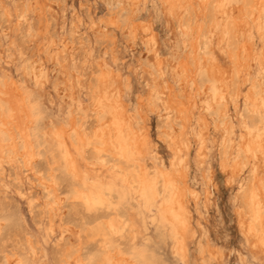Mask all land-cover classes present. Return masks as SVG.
<instances>
[{
	"label": "bare ground",
	"instance_id": "bare-ground-1",
	"mask_svg": "<svg viewBox=\"0 0 264 264\" xmlns=\"http://www.w3.org/2000/svg\"><path fill=\"white\" fill-rule=\"evenodd\" d=\"M21 1L20 3H22ZM54 1L56 0H33V8L37 14L36 18L38 16L36 36L40 37V40L42 39L38 43L35 42L38 45L37 47L39 51L41 48H50L49 46L53 43V37L50 32V16ZM141 1L144 3L147 2V0H128V2L126 0L129 14L123 29H125L129 42L135 43L139 35H141L145 45L144 48H147L149 51H153L154 49L152 48L151 43L156 37V32L154 30L152 21H135L136 11L140 6ZM158 1L167 21L171 24L177 22L182 35V51H175L172 57L174 58V62L172 64V75L173 79L176 81V84L165 82V74L162 66L163 62L161 61L162 59L156 63L151 62V59V65L149 66L150 69L148 73H150L151 76H156V79L158 78V80L155 81L151 89L147 90L144 95H139L137 99L138 116H134L129 113L128 104L124 102V89L122 88L120 78L121 76L114 71L115 69L113 70L111 67H109L108 64H102L100 66L97 64L99 67V72H95L96 82L95 84L93 83V85L91 84L90 94L93 105L100 109V112L98 111L100 113L97 118L98 122H96L99 125L92 134H87L81 130V121L84 117V114L87 113L86 106L78 105L77 109L75 107L73 109L71 108L72 110L76 109V112L71 116L67 125H64L61 122L54 123L52 121L49 125H47L45 122L47 118V110L39 98L42 96V94L38 97L36 92L31 88L33 84L30 87L28 83H26V80L17 79L13 77V75L11 76L2 72L0 75V171L5 168V164H9L15 167L17 172H19L21 169H26L28 172L35 173L36 162L40 157H42L41 155L43 149L46 146H50L52 149H54L52 152L50 151L53 159V166H50L51 171L49 173L50 181H47L48 179L46 180L42 175L37 173L35 174L43 184L47 185V189L45 190L47 192V198L53 201V204L50 205L51 208L60 205V201L62 200L59 197V183L54 173V166H62L66 168V170L73 176L76 182L82 178V189L76 188L77 193L84 200L83 202L87 204L88 210L97 209L98 207L112 210V212L107 215L106 218H100L96 223H94V226L91 225L92 227L90 226V228L87 230L88 234L87 232L85 233L90 239H93V241L95 238L101 239L102 252L100 256V262L104 264H146L141 259L144 254L140 248L127 244L128 247H126V249H129L124 251L121 249V247L116 245L117 236L120 235L128 239L130 238L131 232L129 231V224L131 220L130 217L128 218L127 214H125V212H123L121 209V201L123 200L124 195L118 196L117 194L113 195V193L111 195V192L106 187L107 185H105L107 183L105 182L107 178L112 180L121 178L129 191L133 192L134 190L135 193H138L148 202H150V200L152 201L151 198L156 196L157 187L152 188V184L158 183L157 171L154 170L151 172V169L148 170L149 167L146 168V165L143 166V164L140 163L139 158H141V154L149 151L152 146V138L150 139L148 132L149 114L155 109L158 111L160 107H163L169 112L167 118V127L165 130H163V133L169 144L168 147L171 149L172 157L170 158V161L168 160V165L162 168V170L160 169L161 171L159 172L162 177V182L164 183L163 186L165 188V196L161 204L159 203V211H161V216L164 220V223H167V226L169 224L171 227L170 231L175 236L174 238H176L173 246L174 251L182 258H184L186 255V233L189 229L187 219L190 218V216L188 218L187 215H189L191 211V205H197L198 199L201 196V192L198 191L196 187H193L189 182L190 172H188V168L186 166L187 160L183 158V154L186 152L188 153L192 146L191 142H193L191 140L193 139L196 142H200L197 156L203 157L204 153L206 152L205 150L207 145L205 142L207 136L210 134L211 129H213L215 137L219 140V163L222 168L221 170L224 171L228 176H226L227 178L225 179L227 180L229 178L230 182V179L242 177L246 174L240 187L242 201L239 208L240 210L238 211V220L240 221V226H243L246 231L245 236L247 235L250 239H252L250 242L253 241V245L259 246L264 250V0ZM61 3L63 4V2ZM113 5L114 4H112V6ZM81 14L80 16H82L84 13L82 15ZM120 18L115 17L114 19L113 24L117 28L123 25ZM75 22L77 23L78 21ZM105 25L106 24H104V26ZM115 26L111 27L115 28ZM72 29L70 31H72ZM115 29H113V31ZM254 32H256L262 39V45L260 46V49L255 45ZM33 34L35 33L33 32ZM108 36L109 35L104 32V39H106L105 37ZM116 38H118L117 34ZM46 51L48 52V50ZM220 52L223 54V60L220 57ZM62 54H64V52ZM104 60L102 61L104 62ZM98 61L96 62L99 63ZM256 61L259 62L261 68V72L258 76L254 75ZM40 66L36 59H32L30 66L25 73H28L27 75H30L38 80L42 73ZM146 67L148 66L145 65V68ZM151 67L155 69V73L152 71ZM74 68H76V66ZM95 70L96 69H94V71ZM65 76L66 75H64V77ZM67 77L68 76H66V78ZM77 80L78 79H75V77L65 80L64 83L66 84L65 87L68 94H72L75 91L74 89L78 86ZM76 93H74V95ZM242 101L245 105V109L251 112L253 117L251 123H244L239 140L236 142L234 141L236 140L235 135L237 130L235 124L236 119H234L233 113L238 111L239 105L242 103ZM76 102L77 101H75V104ZM82 102H79V104ZM242 106L243 105H241L240 108ZM65 114L67 113L65 112ZM210 114H212V116ZM235 115L238 116V113H235ZM238 117L240 118V116ZM138 118H140L143 122V125L139 130L135 126V121H137ZM177 121L179 123H176ZM240 122L241 121H239V123ZM90 146H92V148H94V150H96L97 154L100 156L103 154H110L111 156L118 157L119 159L123 160L126 165L116 167L115 165L110 164V166H108L105 161H102L103 157L100 163H97L99 161L95 162L96 160L93 161L88 159L86 157V150ZM152 149L155 150L154 147H152ZM25 175H27V173ZM200 178L203 179V176ZM35 182L38 184L39 181ZM27 184L30 185V182ZM207 184V191L204 195V200L209 202L212 199L213 193L211 190V182ZM31 189L33 188L31 187ZM129 204L127 206H129ZM156 207L158 208V206ZM156 214H158V211ZM191 223H193V221ZM2 228L3 220H0V231H2ZM78 241L80 242L81 239ZM18 242L22 241H19L18 239ZM77 246L67 247V249L64 250L62 257L66 264H84V262L89 258H85L82 253L83 248ZM125 246L126 245L124 244V247ZM96 252L98 251L96 250ZM7 255L10 254H6V259L8 264H11L14 259L12 258V260L11 257ZM150 258L149 262L152 261Z\"/></svg>",
	"mask_w": 264,
	"mask_h": 264
},
{
	"label": "rangeland",
	"instance_id": "rangeland-1",
	"mask_svg": "<svg viewBox=\"0 0 264 264\" xmlns=\"http://www.w3.org/2000/svg\"><path fill=\"white\" fill-rule=\"evenodd\" d=\"M15 1L0 0V75L2 72H4L11 76L13 75V77L17 79L26 80V83H28L30 87L33 84L31 88L36 92L37 96L39 97L42 94V96H40L39 98L47 110L46 120H48H45L47 125H49L51 121L54 123L61 122L64 125H67L71 116L76 112L77 106L84 105L87 108V113L84 114V117L81 121V130H83L87 134L93 133V131L99 125L96 122H98L97 118L100 114V109L93 105L90 94V86L91 84L93 85V83L95 84V75L99 72L98 66L102 64H108L109 67H111L113 70L115 69L114 71L121 76L120 78L122 88L124 89V102L128 104L129 113L134 116H138L137 99L139 95H144L147 90L151 89L155 81L158 80V78L156 79V76H151L150 73H148L150 69L149 66L151 65V59V62L153 63H156L157 61L162 59L161 61L163 62L162 66L165 74V82L176 84V81L175 79H173L172 75V64L174 62V58L172 57L175 51H182V35L177 22L171 24L167 21L158 0H147L146 3L141 1V7H138L135 15V21H152L154 30L156 32V37L154 39L156 43L153 40L151 43V46L154 49L153 51H149L147 48H144L145 45L143 43L141 35H139L135 43L129 42L127 39V34L125 32V29L123 28L129 14L127 5L128 0L127 2L126 0H65L66 2L64 0L54 1L52 5V13L50 16V32L53 37V43L49 46L50 48H41L40 51L38 50V45L36 43L40 42L42 39L40 40V37L36 36L38 16L36 18L37 14L33 8V0H24V2L23 0ZM20 1L22 3H20ZM61 2L65 4L63 5ZM21 4L23 7L21 6ZM112 4L114 5L112 6ZM17 6L19 9L17 8ZM109 8L111 11L109 10ZM81 12L82 14H84L82 15ZM80 14L82 16H80ZM115 17H122L120 18V20L123 25H121V27L119 28H117L113 24ZM75 21L78 22L76 23ZM104 24L106 25L104 26ZM111 26H115L116 29ZM14 29H16L18 32ZM71 29L72 31H70ZM113 29L115 30L113 31ZM33 32L35 34H33ZM104 32L109 35L108 37H105L106 39H104ZM116 34L118 38H116ZM254 35L255 45L260 49V46L262 45V39L256 32H254ZM213 38L215 39L214 36ZM46 50L50 52L48 53ZM63 52L64 54H62ZM220 53V57L223 60V54L222 52ZM113 58L115 61L113 60ZM32 59H36L39 66L41 64L40 68L42 69V73L38 80L30 75H27L28 73H25L27 72ZM102 60H104V62ZM96 61H98L99 63H97ZM97 64L99 65L97 66ZM144 64L148 67L145 68ZM75 66L76 68H74ZM94 69L96 70L94 71ZM151 69L155 73V69H153L152 67ZM260 72L261 68L259 62L256 61L254 75L258 76ZM64 75L68 76V79L72 77L78 79V86L74 89L75 91L73 90L74 92L72 94H68V92H66V84L64 82L68 79L66 78V76L64 77ZM74 93L76 94L74 95ZM75 101H77V105L75 104ZM70 102L73 104H71ZM79 102L82 103L79 104ZM241 105L243 106L240 108ZM68 106L71 107L69 108ZM74 107L76 109L72 110ZM65 112L67 114H65ZM160 113H164L162 114L164 116H162ZM168 113L169 112L166 111L163 107H160L158 111L155 109L149 114L148 132L150 139L152 138L151 149L152 147H154L155 150L152 149V151L150 149L146 152L147 154H141V158H139V161L141 164H143V166L146 165V168L149 167L148 170L151 169V172L155 170L158 174V183L152 184V188L157 187V194L155 197L151 198L152 201L150 200V202H148L138 193H135L134 190L133 192L129 191L121 178H117L115 180H112L110 178L106 179L105 183L107 184L105 185H107L106 187L111 192V195L112 193L113 195L117 194L118 196L124 195V201H121V209L123 210V212H125V214H127L128 218L130 217L131 220L129 224V231L131 232L130 238L128 239L119 235L116 237V245L121 247V249L124 251H127V249H129H126L128 245H134L137 248H140V250L144 254L141 259L146 264H154V262L155 264H264V250L259 246L253 245V241L250 242V240L252 239H250L247 235L245 236L246 231L243 226H240L241 224L238 220V211L240 210L239 208L242 201V193L240 187L246 174L242 177H238L235 179L232 178L230 179V182L229 178L227 180L225 179L228 176L224 171L221 170L222 168L219 163V140L215 137L213 129L210 130V134L207 136L205 142V144H207L205 150L206 152L204 153L203 157L197 156L200 142H196L193 139L191 140L193 141L191 142V145L193 147L191 146L188 153L186 152L183 154V158L188 162V164L186 162V166L188 168V172H190L189 182L193 187H196V189L201 192V196L198 199L197 205H191V211L189 215H187L188 218L190 216V218L187 219V224L189 225V229L187 228L188 230L186 233L187 256L185 255L184 258H182L174 251L173 246L176 238H174L175 236L171 233V227L169 226V224L167 226V223H164V220L161 216V211H159L160 204L165 196V188L163 186L164 183L162 182V177L159 172L162 170V168L168 165L170 158L172 157L171 149L170 147H168L169 144L163 133V130H165V128L167 127ZM235 113H238V116H240V118L236 116ZM233 114L234 119H236L235 124L237 129L235 135L236 140L234 141L237 142L239 140L241 131L243 130L244 123H251L253 116L251 112L245 109L243 101L242 103H240L238 111L234 112ZM210 115L212 116V114ZM83 121L86 123V125ZM239 121L241 122L239 123ZM176 123L179 122L177 121ZM142 125V120L138 118L137 121H135L136 128H138L139 130ZM92 146L87 148L88 151L86 150V157L88 159L93 161L96 160L95 162L99 161L97 163H100L103 157L102 161H105L108 166H110V164L115 165L116 167L126 165L123 160L119 159L118 157L111 156L110 154H103L100 156L99 154H97L96 150L92 148ZM53 150L54 149H52L50 146H46L43 149L41 155L42 157L37 160L35 167V173L42 175L46 180L48 179L47 181H50V166H53V159L51 155V152ZM143 156L146 157L144 158ZM143 160H145L146 162ZM4 167V172L3 170L0 171V220H3V228L1 229L2 231H0V264H8L6 254H10L7 256L11 257V259H14H12L13 261L11 262V264H66L65 261H63L62 257L64 250L67 249V247H76L77 245V247L83 248L81 249L85 258L89 257L84 262V264H104L100 262V256L102 252L101 239L95 238L93 241V239H90L89 236H87V230L91 225L94 226V223H96L100 218H106V216L109 215L112 210L104 209L101 207L93 210H88L87 204L83 202L84 200L77 193V188L82 189V178L76 182V180L71 174H69L66 168L62 166H54V173L56 175L55 177L59 183L58 193L60 192L59 197L62 199L61 201L63 203L60 201V205L54 206L53 209L50 206L53 204V201L47 198V192L45 191L47 189V185L43 184L41 180L37 178L34 172H28L26 169H21L22 171L20 170L19 172H17V169L9 164H5ZM42 172L44 175L42 174ZM26 173L27 175H25ZM202 176L203 179L200 178ZM35 181H39L38 184ZM29 182L30 185L27 184ZM210 182L213 187H211L213 196L209 202H206V200H204V195L207 191V183ZM28 186H31L33 189ZM46 199L47 201H50L47 202ZM128 204L129 206H127ZM156 206H158V208ZM156 209L158 211V214H156ZM79 212L81 215L79 214ZM43 213L46 215H44ZM192 221L193 223H191ZM86 232L87 234H85ZM120 238L124 239L121 240ZM18 239L22 242H18ZM80 239L81 241L79 242L78 240ZM77 241L79 244L77 243ZM30 242L33 244H31ZM124 244L126 245L125 247ZM96 250L98 252H96ZM149 258L152 261L149 262Z\"/></svg>",
	"mask_w": 264,
	"mask_h": 264
}]
</instances>
